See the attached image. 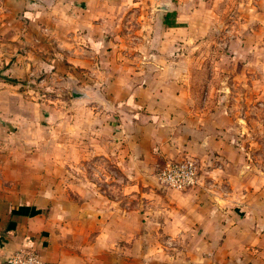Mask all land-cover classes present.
Returning <instances> with one entry per match:
<instances>
[{
  "label": "rangeland",
  "instance_id": "1",
  "mask_svg": "<svg viewBox=\"0 0 264 264\" xmlns=\"http://www.w3.org/2000/svg\"><path fill=\"white\" fill-rule=\"evenodd\" d=\"M174 1L188 9L179 30L159 27L153 6L115 0L114 13L98 18L92 50L80 53L77 35L59 39L57 27L69 25L47 1L26 14L19 1L0 0L4 168L11 180L54 189L69 218L79 189L94 193L100 215L110 203L126 215L113 220L97 264L255 263V248L264 258V0ZM17 137L39 141L20 173ZM187 159L197 164L195 184L158 179ZM163 225L172 238L158 234ZM220 246L242 253H209Z\"/></svg>",
  "mask_w": 264,
  "mask_h": 264
},
{
  "label": "crops",
  "instance_id": "2",
  "mask_svg": "<svg viewBox=\"0 0 264 264\" xmlns=\"http://www.w3.org/2000/svg\"><path fill=\"white\" fill-rule=\"evenodd\" d=\"M10 1L13 3L15 0ZM16 1L23 4L22 7H24L26 14L32 13V9L36 5L34 0ZM45 1L52 6V14L56 15L57 13L59 14L58 16H63L69 25V27L66 25L57 27L59 39H62L66 35H77L79 37L77 52L80 53L92 50L95 43L93 29L98 23L99 16L104 18L110 11L114 13L116 10L115 0ZM130 1L133 4L145 3L155 7L150 9V13H156L157 15L159 13L160 20L157 24L159 27L178 30L183 28V25L180 23L185 21H183L181 15L188 12V9L182 3L178 4L174 0H170L171 3H174L170 4L167 1L169 4H166L167 7L165 9L159 8L160 4H162L160 3L161 0H123V3L128 4ZM98 3H100L99 9L96 7ZM141 7L144 9L139 10L140 13H143V11L146 13L145 5ZM55 33L51 31L50 34L54 36ZM81 43L86 44L88 48ZM59 46L61 45L59 44ZM73 62H76L80 66H89L88 64H90L88 60L81 59L79 56L74 58ZM14 92L18 93L17 91ZM21 104L18 103L19 106ZM24 104H26L25 101ZM29 119L25 115L22 117V120L28 123ZM17 138L15 149L17 156L14 161L17 166V170H15L20 173L24 163H28L31 157L39 153L37 150L32 149L35 146L33 143L34 139ZM35 142L39 144V141ZM3 146L4 141L0 140V258L3 259L10 256L21 247H32L43 256L45 264H97L94 260L96 257L94 255L102 250L106 251V248L111 244L109 236L111 232L114 233L113 220L118 222L126 220V215H113L111 213L112 203H110L109 207L107 206V210L103 209L100 215L98 205L94 200V193L91 192L88 195L87 192L84 193V190L79 189V195L75 193L76 207L79 210L75 217L69 218L65 210L64 213L61 212L64 205L60 201L63 199L60 198V195L59 197L55 195L54 189L42 188L40 184H35L33 181L26 183L15 178L11 180L7 176L3 163L6 155L1 149ZM29 147H31V152H24ZM66 153V144L59 139L58 157L55 159L62 162L63 158H66ZM45 156H49V154L45 152ZM57 210H60L58 216L55 215ZM152 218H155L158 222L165 221L168 223H172L174 220L169 215L165 219L160 215H154ZM73 222L75 223L74 227H72ZM121 230L125 232L123 224ZM120 232L123 234L122 231ZM157 232L163 237L171 236L172 238L174 236L170 235L169 229L164 227V225L161 229L157 228ZM201 232L202 239L209 243V238H211L210 233L207 234V229H202ZM200 233H196L194 237H197ZM224 236L222 233L219 235V244L221 245L225 241L222 242L225 239ZM82 237L90 239L89 244L80 242V238ZM212 237L214 239L219 238L218 236ZM103 242L106 243L101 245ZM238 249H228L226 246L217 247L216 250H209L208 248L212 256L231 253L240 255L242 251ZM259 249L255 248V263L250 264H259L258 261H264ZM195 253L198 254L200 252L193 251V254ZM211 260L212 258L209 257L206 262L208 264H224L223 262H211Z\"/></svg>",
  "mask_w": 264,
  "mask_h": 264
},
{
  "label": "built area",
  "instance_id": "3",
  "mask_svg": "<svg viewBox=\"0 0 264 264\" xmlns=\"http://www.w3.org/2000/svg\"><path fill=\"white\" fill-rule=\"evenodd\" d=\"M195 161L187 159L167 164L158 174V179L175 188L190 186L198 179ZM0 264H45L41 254L32 247H21L6 258H0Z\"/></svg>",
  "mask_w": 264,
  "mask_h": 264
}]
</instances>
